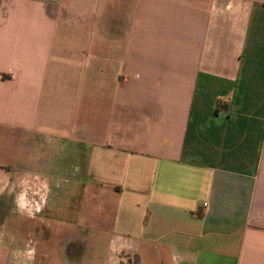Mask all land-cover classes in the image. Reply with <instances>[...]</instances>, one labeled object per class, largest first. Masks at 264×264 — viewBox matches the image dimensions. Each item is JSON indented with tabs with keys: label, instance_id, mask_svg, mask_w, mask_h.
I'll return each instance as SVG.
<instances>
[{
	"label": "crops",
	"instance_id": "1",
	"mask_svg": "<svg viewBox=\"0 0 264 264\" xmlns=\"http://www.w3.org/2000/svg\"><path fill=\"white\" fill-rule=\"evenodd\" d=\"M0 264H264V0H0Z\"/></svg>",
	"mask_w": 264,
	"mask_h": 264
}]
</instances>
